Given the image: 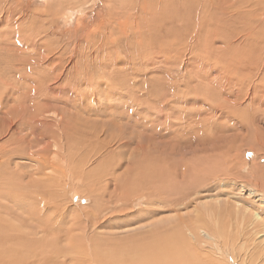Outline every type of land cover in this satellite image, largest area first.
Returning <instances> with one entry per match:
<instances>
[{"label": "rangeland", "instance_id": "374dc122", "mask_svg": "<svg viewBox=\"0 0 264 264\" xmlns=\"http://www.w3.org/2000/svg\"><path fill=\"white\" fill-rule=\"evenodd\" d=\"M67 2L0 0V229L11 235L0 264H74L73 250L112 264H264V97L245 94L264 79L238 68L230 82L219 68L248 50L256 69L264 0ZM197 23L201 57L204 41L187 45ZM149 159L195 175L196 191L170 203L123 186Z\"/></svg>", "mask_w": 264, "mask_h": 264}, {"label": "bare ground", "instance_id": "6f19581e", "mask_svg": "<svg viewBox=\"0 0 264 264\" xmlns=\"http://www.w3.org/2000/svg\"><path fill=\"white\" fill-rule=\"evenodd\" d=\"M74 2H76L78 5H80L81 4V0H71V2H67V3H74ZM82 2H83V0H82ZM2 3V2H1ZM10 3V2H9ZM59 4V3H58ZM6 9V8H5ZM4 9V10H5ZM22 9V8H21ZM9 11V10H8ZM248 11V10H247ZM246 11V9H245V12H244V14L243 15H241L240 17H244V16H247L246 14H248V12ZM241 12L242 11H240V10H232V11H229V12H227L228 14H227V19L228 20H238V19H240V17H238L240 14H241ZM1 13H3V11L1 12ZM6 13V12H5ZM129 16V15H128ZM263 16H264V14H263ZM263 16L262 17H259L260 18V20H261V18H263ZM236 17H238V18H236ZM171 18V17H170ZM5 20H6V18H4ZM128 19V18H127ZM129 19H130V17H129ZM134 19V18H133ZM4 20V21H5ZM117 22V21H116ZM126 22V21H125ZM170 22V21H169ZM197 22V21H196ZM198 24V23H197ZM202 24V23H201ZM117 25H119L118 27H120V26H122V24L121 23H119V21H118V23H117ZM216 25V24H215ZM252 25V24H251ZM249 27V26H248ZM106 28V27H105ZM200 28H201V26L198 24V25H195L194 27H193V30H192V32L190 33V34H188V35H186L187 36V38H188V40H189V43H187V45L188 44H190V48L191 49H193V47H191L192 46V42L190 41V39H192V41H193V39H194V41H196L195 39L196 38H199L198 37V35L200 34ZM232 29V28H231ZM230 29V30H231ZM246 29V28H245ZM121 30V29H120ZM233 31H235V34L237 35V33L238 32H240V30H235L234 28H233ZM7 32V31H6ZM252 29L249 27L248 29H246V30H242V33H243V37H241V39L240 40H242V44L243 45H245V46H248V45H251L253 42L252 41H250V40H247L249 37H251L252 36ZM254 32H256V31H254ZM130 33V32H129ZM221 33H222V31H221ZM127 34V33H126ZM240 34V33H239ZM216 35V33L214 34V36ZM235 35V38L237 39L238 37ZM210 36V35H209ZM233 36V35H232ZM128 37V36H127ZM87 38H89V36L87 37ZM201 38H202V36H201ZM204 38V37H203ZM202 38V40H201V43L204 41V39ZM114 39V38H113ZM129 39V38H128ZM127 39V40H128ZM208 38H206V40H207ZM198 40V39H197ZM206 40L203 42L204 43V46L202 47L200 44V46L202 47H200L201 49H198L197 50V47L199 48V46L198 45H196V50H197V57H201V56H203V52H204V56H206V52H207V43H206ZM101 41V40H100ZM112 41V40H111ZM193 41V42H194ZM208 41V40H207ZM105 42V41H104ZM116 42V41H115ZM181 42V41H180ZM199 42V41H198ZM112 43H114V42H112ZM120 43V42H119ZM210 43V42H209ZM223 43H225V46L226 47H232L233 46V43H234V41L233 40H231V41H229V40H225V41H223ZM1 44V43H0ZM99 44V43H98ZM101 44V43H100ZM182 44V43H181ZM195 44H197V43H195ZM77 45V44H76ZM95 45V44H94ZM239 45H241V43L239 44ZM4 46V45H3ZM92 46V45H91ZM104 46V45H103ZM6 47H7V45H6ZM98 47V46H97ZM250 47H252V46H250ZM1 48V47H0ZM90 48V47H89ZM129 48V47H128ZM189 48V49H190ZM9 49V48H8ZM83 49V48H82ZM101 49V48H100ZM187 49H188V47H187ZM10 50V49H9ZM52 50V49H51ZM86 50V49H85ZM195 50V51H196ZM209 50H211V49H209ZM98 51V50H97ZM187 51V50H186ZM192 51H194V49L192 50ZM191 50H190V52H192ZM1 52V51H0ZM100 52V51H99ZM187 52H189V50L187 51ZM154 53V52H153ZM262 53H263V55H262V57H260V62L258 61V63H257V61L255 62L256 63V65L253 63V66H256V69L255 70H250V68H252L251 67V65H250V60H247L248 59V55L250 54V55H253V53L251 52V51H248V50H243V51H241V52H237V53H231L229 56L227 55V56H224L222 59H221V61L222 62H224V64L223 65H219V68H221V70L223 71V72H227V73H229L230 74V77H228V78H226V80H228V81H230V82H232V81H234V78L237 76V75H235L237 72V70H238V68H241L242 70H246V74H243L245 77H242V80L243 79H247V81L248 80H251V79H253V76L254 75H256V76H258V79H260L261 81L264 79V49H263V51H262ZM72 54V53H71ZM191 54H193V53H191ZM257 54V53H256ZM249 55V56H250ZM92 57V56H91ZM193 58L195 57V56H192ZM256 58H257V56H255ZM200 60H201V58H199ZM203 59H204V57H203ZM250 59H251V56H250ZM194 60H195V58H194ZM246 60V61H245ZM255 60H257V59H255ZM202 61V60H201ZM204 61V60H203ZM247 61L249 62L248 63V67H247ZM253 62H254V60H253ZM201 63V62H200ZM197 64L199 65V63L197 62ZM94 65V64H93ZM200 65H202V63L200 64ZM199 65V67H201ZM218 66V65H217ZM253 68H255V67H253ZM248 70V71H247ZM238 71H240V69L238 70ZM243 73H244V71H243ZM41 74V73H40ZM99 74V73H98ZM241 74H242V71H241ZM38 76V75H37ZM60 76V75H59ZM235 76V77H234ZM241 76V75H240ZM249 78H251V79H249ZM254 78H255V76H254ZM257 79V78H256ZM57 80V79H56ZM259 80V82H261ZM246 81V82H247ZM42 82H43V80H42ZM248 82H250V81H248ZM263 82V81H262ZM5 83V82H4ZM255 83V82H254ZM237 84V83H236ZM263 84V83H262ZM262 84H260V85H262ZM40 85V84H39ZM43 85V84H42ZM42 85H40V86H42ZM39 86V87H40ZM41 88V87H40ZM243 88V87H242ZM246 89V91H245V94H246V97H248V98H250L251 96H252V94H260V96H262V97H264V90H262L261 88L259 89V87L257 86V83H255V84H252V87L251 88H249V85H247L246 87H245ZM264 88V87H263ZM39 89V88H38ZM43 89L45 90V86H43ZM34 90H35V88H34ZM40 90V89H39ZM43 90V91H44ZM222 90V89H221ZM240 89H236L235 90V92L236 93H238V91H239ZM42 91V92H43ZM258 91V92H257ZM36 92H37V90L35 91V94H36ZM40 93H41V90L39 91ZM224 93V92H223ZM37 94H39V93H37ZM36 94V95H37ZM234 94V93H233ZM48 95V94H47ZM30 96V95H29ZM34 96V95H33ZM245 97V98H246ZM29 98H32V96H30ZM37 97H35V99H36ZM41 98H42V96H41ZM34 99V98H33ZM206 99V98H205ZM243 100V99H242ZM247 100V99H246ZM260 102V101H259ZM241 103H242V101H241ZM248 103V102H247ZM34 106H36V105H34ZM41 106V105H40ZM31 107V106H30ZM39 108V107H38ZM38 108H36V109H38ZM42 108V107H41ZM35 111V110H34ZM42 111V110H41ZM231 111H234V108H232L231 109ZM246 115V114H245ZM31 118H33V117H31ZM35 118V117H34ZM36 119V118H35ZM32 120V119H31ZM238 120V119H237ZM33 122L34 123H36L37 121L36 120H32V124H33ZM40 122V121H39ZM207 126V125H206ZM209 126V125H208ZM10 129H11V127L9 126L8 128H7V130H6V133H8V131H10ZM4 130V129H3ZM207 130V129H206ZM5 131V130H4ZM10 134V133H9ZM254 139H256V138H254ZM259 142H261V141H259ZM124 143V142H123ZM153 156V155H152ZM149 157V156H148ZM148 157H146V158H148ZM154 157H157V156H154ZM149 158H151V157H149ZM153 158V157H152ZM108 162V161H107ZM112 162V161H111ZM119 163V162H118ZM86 164V163H85ZM120 164V163H119ZM136 164L138 165L139 163L138 162H136ZM170 164V163H169ZM167 165V164H166ZM165 164H164V161L163 160H157V159H149V160H147L146 162H145V164L138 170V169H136V170H134L133 171V169L132 170H130L128 173H129V176L128 177H126L125 179H124V181H123V186L124 185H130V187H131V189H136V191H138V189H144V193L146 194V196L145 197H147V198H150V196H152L153 198H156V200H158V201H168V202H170V203H172V202H175V201H178L180 198H184V197H186V195H188V194H190L191 192H195L196 191V187H197V181L199 180L198 178H196V177H192V178H187V177H189V176H187L186 178L184 177V171H183V169H180V168H174L173 166V168H171V164L169 165L170 166V168H167V166H166ZM109 166V165H108ZM113 168H111V167H102V169H101V172H102V174H101V176L103 177V181H104V184H105V186H108V184L113 180V178L111 177L112 176V172H111V170H112ZM135 169V168H134ZM185 169H186V165H185ZM187 171H188V169H187ZM90 173V172H89ZM188 173H189V171H188ZM91 174V173H90ZM106 174V175H105ZM108 175H110V176H108ZM108 176V177H107ZM101 177V178H102ZM200 177V176H199ZM115 181H117L116 179H115ZM119 184V183H118ZM200 185V184H199ZM129 187V188H130ZM199 187V186H198ZM142 192H143V190H142ZM193 194V193H192ZM125 194L124 193H122V194H120L118 197H122V196H124ZM128 196V195H127ZM144 196V195H143ZM124 198V197H123ZM122 198V199H123ZM112 200V199H111ZM126 200V199H125ZM184 200V199H183ZM179 202V201H178ZM181 202V201H180ZM95 203V202H94ZM181 204V203H180ZM176 205H178V204H176ZM183 205V204H182ZM96 206V205H95ZM119 206V205H118ZM98 210V209H97ZM255 218H257V216H255ZM1 224V223H0ZM4 224V223H3ZM0 227H1V225H0ZM3 227V226H2ZM6 227H7V225H6ZM8 228V227H7ZM3 229L5 230V228L3 227ZM2 229V230H3ZM1 229H0V243L1 242H3V243H5V241H6V239L7 238H9V236L7 237V233L9 232V231H7V233H5L4 231H2ZM9 230V229H8ZM6 231V230H5ZM199 232H201V233H203L204 234V238H206L207 240H212L213 238H214V236H213V234L211 233V232H209V231H205L204 229H201ZM189 233H190V235L193 237V238H196V235H195V231L193 232V230L192 231H189ZM9 234V233H8ZM10 235V234H9ZM11 236V235H10ZM199 238V237H198ZM10 239V238H9ZM1 245H2V243H1ZM4 246V245H3ZM84 251V250H83ZM100 256V255H99ZM68 260H74L73 262H74V264H112V263H108L109 261H111V259H107V258H105V257H102V259L100 258V257H98L97 255H96V253L94 252V251H87L86 253H82V252H79V251H71V252H69L68 253ZM151 258H155L154 257V255L153 256H151ZM155 260V259H154ZM163 260V259H162ZM165 261V260H164ZM55 264V263H54ZM159 264H170V263H167V261L166 262H162V263H159ZM241 264H246L243 260H242V262H241Z\"/></svg>", "mask_w": 264, "mask_h": 264}]
</instances>
